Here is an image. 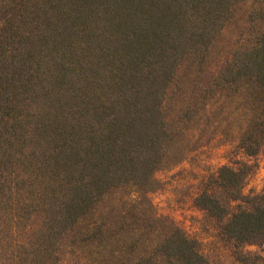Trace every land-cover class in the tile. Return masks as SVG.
<instances>
[{
  "label": "trees",
  "instance_id": "16d2710c",
  "mask_svg": "<svg viewBox=\"0 0 264 264\" xmlns=\"http://www.w3.org/2000/svg\"><path fill=\"white\" fill-rule=\"evenodd\" d=\"M217 134L264 145V0H0V264H210L148 192ZM251 170L194 202L264 264L243 249L264 235Z\"/></svg>",
  "mask_w": 264,
  "mask_h": 264
},
{
  "label": "rangeland",
  "instance_id": "374dc122",
  "mask_svg": "<svg viewBox=\"0 0 264 264\" xmlns=\"http://www.w3.org/2000/svg\"><path fill=\"white\" fill-rule=\"evenodd\" d=\"M234 35L232 30L218 39L213 49L214 59ZM241 162L252 165L243 192L261 191L264 188V145L257 154L249 156L235 140L217 134L188 150L181 160L156 170L154 177L157 185L148 192L156 214L172 220L189 236L196 238L210 264L239 263L234 258L230 243L219 234L216 222L195 204V197L220 166L236 167ZM243 249L261 254L264 258V235L245 244Z\"/></svg>",
  "mask_w": 264,
  "mask_h": 264
}]
</instances>
